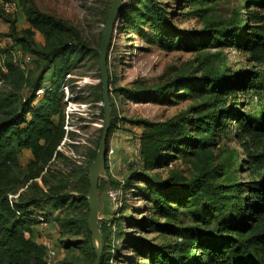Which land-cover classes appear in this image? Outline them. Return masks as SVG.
<instances>
[{"label":"trees","instance_id":"1","mask_svg":"<svg viewBox=\"0 0 264 264\" xmlns=\"http://www.w3.org/2000/svg\"><path fill=\"white\" fill-rule=\"evenodd\" d=\"M136 1L135 5H122L117 20L122 22V29H130L141 37L147 27L161 50L189 51L197 45L221 47L226 43L243 52L249 63L263 68L248 72L244 82L242 77L207 71L199 78L179 77L154 89L118 90L128 101L163 106H171L194 93H210L208 108L221 109L217 114L197 112L191 117L185 113L166 122H139L138 125L143 127L140 140L143 167L142 171L131 175L132 182L142 184L137 188L138 197L148 204L147 209L156 220H173L178 209L184 208L192 224L174 226L150 218L139 221L137 225L142 229L173 235L180 241L175 242L169 252L146 243L136 245L135 252L146 260V264H264V0H240L241 6L231 19L210 22L201 32H186L175 27L169 19L170 14L154 0ZM184 1L201 16L207 13L206 8L201 9L202 5L216 0H179V4ZM16 3L18 9L21 4L22 14L29 24L22 35L17 34L13 21L2 14L0 18L10 26L6 37L11 47L23 55L29 54L36 64V71L26 74L9 58L0 65V79L8 85V90L0 94V264H45L47 249L36 243L33 234L37 224L34 216L42 212L37 208L42 200L33 197L27 203L13 207L7 194L20 181L19 160L25 151H30L33 157L28 170L60 155L57 147L66 135L62 82L86 55L99 56L98 50L88 48L76 28L41 13L31 0ZM35 31L46 38L39 50L32 40ZM3 52L7 51L3 49ZM47 73H50V88L44 85ZM24 88L30 92L27 99L20 95ZM42 88L44 92L39 99L36 92ZM97 88L96 99L102 102L101 83ZM248 91L251 94H246ZM235 92L248 95L245 100H249L246 103L252 105L254 114L234 115L224 110L227 99ZM227 119L238 126V145L243 151L245 172L250 177L243 185L236 179L237 151L223 149L220 156L214 157L208 150L213 134L224 132L228 127ZM189 127L205 136L192 138L186 134ZM182 149H193L188 153L197 160L194 167L198 176L184 181L182 177L161 180L149 175L175 161ZM95 154L96 151L91 152L90 160ZM83 183L85 189L83 187L80 192L86 194L88 174L84 175ZM54 205L55 209L64 206L72 210L83 209L79 218H64L61 223L72 226L77 233L85 231L90 244L85 255L90 259L89 264H93L95 253L87 229L86 197L83 195L74 202L61 198ZM45 215L50 218L49 214ZM100 232L104 256L105 236L102 229ZM102 262L103 257L100 264Z\"/></svg>","mask_w":264,"mask_h":264},{"label":"rangeland","instance_id":"2","mask_svg":"<svg viewBox=\"0 0 264 264\" xmlns=\"http://www.w3.org/2000/svg\"><path fill=\"white\" fill-rule=\"evenodd\" d=\"M113 1L31 0V3L41 13L76 28L88 48L98 50L104 21ZM154 1L170 14L169 19L175 27L186 32H201L211 24L210 22L229 20L241 6L240 0H216L206 3L205 6L202 5L201 9L206 8L207 13L200 16L192 9L191 4L185 1L182 5L179 4V0ZM136 2V0H125L123 6L135 5ZM20 6L14 14L4 15L1 10L0 14L13 21L17 34L22 35V32L29 28V24ZM241 13L243 16L244 12ZM4 18H0V28L3 29L0 33V52L4 54L0 56V65L4 59L9 58L21 69L23 66L26 74L36 71V64L29 54L23 55L11 47L10 40L6 37L10 33V26ZM121 24L119 19L115 22L108 49L111 120L106 141V163L100 172L98 182V226L105 236L103 264H146V260L135 252L136 245L146 243L148 246L166 249L169 252L173 244L180 239L173 235L142 229L137 225L139 221L149 218L156 220L147 209L148 204L137 195V188L142 184L131 181V175L142 171L143 167L140 157L143 127L138 124L144 120L153 123L166 122L185 113L191 117L197 112L202 115L217 114L221 109L208 108L210 93L201 95L194 93L171 106H163L128 101L118 90L154 89L163 87L179 77L199 78L207 71L223 72L229 76L242 77L243 80L248 72L257 71L263 66L249 63L243 52L226 43L221 47L213 44L206 47L197 45L189 51L166 52L158 47L156 41H153L147 27L144 28V37H141L132 33L130 29H122ZM32 38L37 50L46 42V38L37 31ZM195 42L193 41V44ZM3 49L7 52L4 53ZM49 78L50 73H47L44 85L48 88H50ZM67 79L72 82H66ZM99 83V58H91L88 54L72 67L69 76L65 77L61 85L66 135L57 147L60 155L44 165H38L36 169L28 170L27 166L33 157L30 151H25L19 160L20 181L7 194L8 202L13 207L27 203L33 197L42 200L37 208L49 214L53 223L46 231H40L36 224L33 229L34 239L38 245L43 247L44 242L56 251L55 264L90 263L89 257L85 255V250L90 248L85 231L77 233L72 226L61 223L64 218L66 220L79 218L80 214H83V209L72 210L65 206L55 209L54 203L59 202L61 198L74 202L83 195L87 199V192L86 194L80 192L83 187L85 189L83 177L88 174L94 160H90V155L91 152L97 151L103 125L102 102L96 99ZM7 90L8 85L0 79V94ZM40 91V93L36 92L39 99L44 89ZM246 94L251 93L248 91ZM20 95L27 99L30 96L29 89L24 88ZM231 96L233 97L227 99L224 110L234 115L254 114L252 105L246 103L249 100H245L248 99V95L235 92ZM227 120L228 127L224 132L213 134L212 146L208 150L214 157L220 156V151L223 149L236 150L238 153L236 179L240 185H243L250 181V177L245 172L243 151L238 145V126L235 121ZM53 121L57 122V118ZM186 134L195 139L205 136L201 131L194 132L191 127ZM192 150L182 149V154H179L175 161L166 167L149 172V175L161 180L172 178L179 180L182 177L184 181L198 176L194 167L197 160L194 155L188 153ZM13 174L16 175V169ZM110 192L116 193L115 200L109 196ZM156 221L174 226L192 224L188 211L184 208L178 209L173 220L157 219ZM194 253L195 251H192V254Z\"/></svg>","mask_w":264,"mask_h":264},{"label":"water","instance_id":"3","mask_svg":"<svg viewBox=\"0 0 264 264\" xmlns=\"http://www.w3.org/2000/svg\"><path fill=\"white\" fill-rule=\"evenodd\" d=\"M125 0H114L108 11L105 21L100 47L98 49L99 56V73L100 83L102 87V110L103 125L102 133L99 140L98 148L88 171L89 188L87 192L88 218L87 229L90 233L92 248L95 253L93 264H100L103 257V238L98 226V182L100 172L106 163V141L110 129L111 120V101L109 90V75L107 70L108 49L111 42L112 34L115 28V22L120 13L121 7Z\"/></svg>","mask_w":264,"mask_h":264},{"label":"built area","instance_id":"4","mask_svg":"<svg viewBox=\"0 0 264 264\" xmlns=\"http://www.w3.org/2000/svg\"><path fill=\"white\" fill-rule=\"evenodd\" d=\"M0 9L4 15H11L18 11V6L15 1H8V2H0ZM23 69V66H22ZM41 90V89H40ZM38 90L37 92H41ZM109 196L111 199H116V193L110 192ZM35 220L37 221V226L39 227L40 231H46L50 225L53 223L50 218H48L45 213L39 212L35 216ZM44 247L47 249V255L45 257V264H55L57 262V255L56 251L47 245V243H42Z\"/></svg>","mask_w":264,"mask_h":264},{"label":"crops","instance_id":"5","mask_svg":"<svg viewBox=\"0 0 264 264\" xmlns=\"http://www.w3.org/2000/svg\"><path fill=\"white\" fill-rule=\"evenodd\" d=\"M1 2V1H0ZM3 26V25H2ZM3 31L2 27L0 28V33Z\"/></svg>","mask_w":264,"mask_h":264}]
</instances>
